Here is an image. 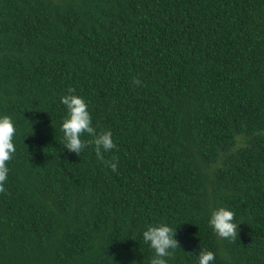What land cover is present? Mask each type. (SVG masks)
<instances>
[{"label": "trees", "instance_id": "obj_1", "mask_svg": "<svg viewBox=\"0 0 264 264\" xmlns=\"http://www.w3.org/2000/svg\"><path fill=\"white\" fill-rule=\"evenodd\" d=\"M69 88L113 133L115 172L64 148ZM4 115L0 264H150L161 222L167 264H264V0H0Z\"/></svg>", "mask_w": 264, "mask_h": 264}, {"label": "clouds", "instance_id": "obj_2", "mask_svg": "<svg viewBox=\"0 0 264 264\" xmlns=\"http://www.w3.org/2000/svg\"><path fill=\"white\" fill-rule=\"evenodd\" d=\"M139 85L141 81L137 78L133 81ZM61 103L66 106L67 116L62 123L64 135V148L79 153L88 144L94 145L95 153L105 165L113 172L117 170L118 160H105L103 152H108L116 147L113 141V133L102 131L97 133L92 126V117L88 111V105L83 97L76 95L75 90L68 89V94L61 97ZM16 133V127L10 116L0 117V193L6 192L4 184L8 176L7 163L16 149L13 143V137ZM88 134L92 137L89 141H84L81 136ZM115 161V162H113ZM234 211L219 207L211 213L209 219L210 227L218 234L219 237L229 240H235L238 236V223L234 222ZM143 239L154 249L155 255L150 260V264H167L165 258L172 256L173 250L180 247L176 239V228L161 222L156 226H148L143 232ZM215 259L212 251L203 250L199 255V264H211Z\"/></svg>", "mask_w": 264, "mask_h": 264}]
</instances>
